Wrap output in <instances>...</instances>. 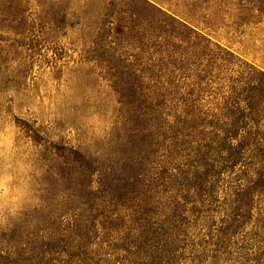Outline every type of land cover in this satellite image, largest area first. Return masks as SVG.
<instances>
[{
    "label": "rangeland",
    "instance_id": "374dc122",
    "mask_svg": "<svg viewBox=\"0 0 264 264\" xmlns=\"http://www.w3.org/2000/svg\"><path fill=\"white\" fill-rule=\"evenodd\" d=\"M150 3L187 29L155 15ZM5 7L0 233L38 203L44 144L34 143L113 140L122 116L117 99L137 96L130 87L137 81L202 98L221 127L250 132L249 143L264 135V0H7ZM222 216L188 231L193 260L182 264H264L254 217L236 236L221 237Z\"/></svg>",
    "mask_w": 264,
    "mask_h": 264
},
{
    "label": "trees",
    "instance_id": "16d2710c",
    "mask_svg": "<svg viewBox=\"0 0 264 264\" xmlns=\"http://www.w3.org/2000/svg\"><path fill=\"white\" fill-rule=\"evenodd\" d=\"M130 87L137 96L117 99L113 140L34 143L44 144L38 203L0 233V264H182L191 259L188 231L217 213L221 237L236 236L254 217L264 257V135L249 143L250 132L221 127L202 98L165 93L170 86ZM196 213L197 221L188 219Z\"/></svg>",
    "mask_w": 264,
    "mask_h": 264
}]
</instances>
